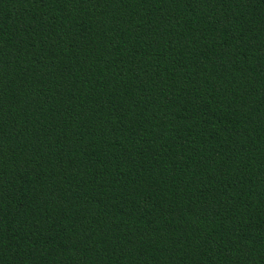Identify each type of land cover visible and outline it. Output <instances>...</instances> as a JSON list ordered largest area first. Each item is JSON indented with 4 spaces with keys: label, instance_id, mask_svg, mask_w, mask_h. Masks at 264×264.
I'll return each mask as SVG.
<instances>
[{
    "label": "trees",
    "instance_id": "1",
    "mask_svg": "<svg viewBox=\"0 0 264 264\" xmlns=\"http://www.w3.org/2000/svg\"><path fill=\"white\" fill-rule=\"evenodd\" d=\"M0 264H264V0H0Z\"/></svg>",
    "mask_w": 264,
    "mask_h": 264
}]
</instances>
